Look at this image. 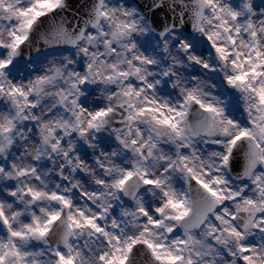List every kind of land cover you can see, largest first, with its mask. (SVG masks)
<instances>
[{
  "label": "snow or ice",
  "instance_id": "obj_1",
  "mask_svg": "<svg viewBox=\"0 0 264 264\" xmlns=\"http://www.w3.org/2000/svg\"><path fill=\"white\" fill-rule=\"evenodd\" d=\"M0 264H264V0H0Z\"/></svg>",
  "mask_w": 264,
  "mask_h": 264
},
{
  "label": "rangeland",
  "instance_id": "obj_2",
  "mask_svg": "<svg viewBox=\"0 0 264 264\" xmlns=\"http://www.w3.org/2000/svg\"><path fill=\"white\" fill-rule=\"evenodd\" d=\"M256 2H257V3H259V2H260V0H256Z\"/></svg>",
  "mask_w": 264,
  "mask_h": 264
},
{
  "label": "water",
  "instance_id": "obj_3",
  "mask_svg": "<svg viewBox=\"0 0 264 264\" xmlns=\"http://www.w3.org/2000/svg\"><path fill=\"white\" fill-rule=\"evenodd\" d=\"M73 2H76V0H73Z\"/></svg>",
  "mask_w": 264,
  "mask_h": 264
}]
</instances>
